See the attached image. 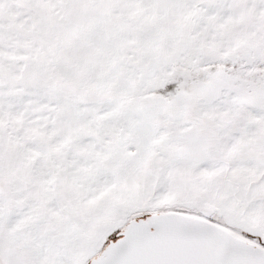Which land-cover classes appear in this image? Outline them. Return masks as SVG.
Here are the masks:
<instances>
[{
  "label": "snow or ice",
  "instance_id": "6c2138e0",
  "mask_svg": "<svg viewBox=\"0 0 264 264\" xmlns=\"http://www.w3.org/2000/svg\"><path fill=\"white\" fill-rule=\"evenodd\" d=\"M0 264H264V0H0Z\"/></svg>",
  "mask_w": 264,
  "mask_h": 264
}]
</instances>
